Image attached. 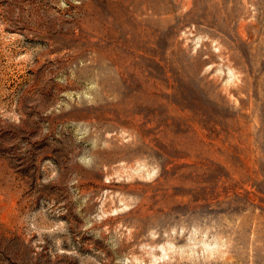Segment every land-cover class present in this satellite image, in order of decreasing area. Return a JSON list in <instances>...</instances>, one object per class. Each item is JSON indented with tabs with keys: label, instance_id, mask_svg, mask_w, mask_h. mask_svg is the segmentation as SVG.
I'll use <instances>...</instances> for the list:
<instances>
[{
	"label": "rangeland",
	"instance_id": "obj_1",
	"mask_svg": "<svg viewBox=\"0 0 264 264\" xmlns=\"http://www.w3.org/2000/svg\"><path fill=\"white\" fill-rule=\"evenodd\" d=\"M0 264H264V0H0Z\"/></svg>",
	"mask_w": 264,
	"mask_h": 264
}]
</instances>
